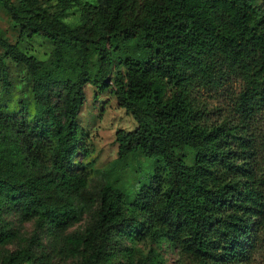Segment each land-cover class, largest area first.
Masks as SVG:
<instances>
[{
    "label": "trees",
    "instance_id": "trees-1",
    "mask_svg": "<svg viewBox=\"0 0 264 264\" xmlns=\"http://www.w3.org/2000/svg\"><path fill=\"white\" fill-rule=\"evenodd\" d=\"M56 1L58 12L42 0H0L21 39L41 37L53 47L41 60L0 34V82L11 85L8 58L32 83V100L9 112L0 105V243L19 236L4 210L36 219L34 234L0 264H58L35 257L40 232H64L85 214V229L66 237L78 264H116L117 236L138 225L179 244L183 264L250 260L264 245V181L234 150L240 140L241 154H251L249 140L225 124L208 126L196 93L235 76L244 85L238 113L248 118L264 105V7L254 0ZM73 6L81 10L76 26L63 18ZM116 56L125 70L115 75L114 95L137 122L116 131L117 161L141 153L147 164L134 186L104 170L100 188L90 190L88 175L73 169L84 87H109ZM136 264L166 262L151 249Z\"/></svg>",
    "mask_w": 264,
    "mask_h": 264
},
{
    "label": "rangeland",
    "instance_id": "rangeland-1",
    "mask_svg": "<svg viewBox=\"0 0 264 264\" xmlns=\"http://www.w3.org/2000/svg\"><path fill=\"white\" fill-rule=\"evenodd\" d=\"M82 1L94 3L96 0ZM254 3L264 7L263 0H254ZM42 6L50 12L61 10L56 0H42ZM63 18L71 26L78 25L81 22L80 6H73L66 10ZM0 34L12 44H18L28 54L41 60L51 59L52 45L41 37L29 40L21 39L18 28L2 6H0ZM0 55H4L1 48ZM118 55L122 56L123 54ZM134 55L137 56V53ZM96 62L97 56L93 54V71H96ZM6 63L11 85L6 88L0 82V105L9 112V110H17L21 101L32 100V83L24 66L8 58H6ZM120 70L124 71L125 68L119 63V58L116 56L107 77L109 87L101 91L91 82L84 87V104L78 118L79 131L83 138L74 158L73 169L83 171L88 175L87 188L90 190L100 188L101 183L104 182V170H109L112 180L120 186H134L138 181L137 170L139 167L144 168V165L147 164L146 158L141 153H136L124 161H117L119 145L116 141V131L118 129L134 130L137 127V122L132 114L118 107L114 95L113 81L116 73ZM230 79L219 87L198 89L196 97L204 115L203 121L208 126L225 124L233 127L237 132L236 135L246 137L249 140L246 145L251 146V154H241V150L238 148L240 140L235 143L234 150L238 153L240 163L245 164V167L253 171L258 179L264 181V105L260 106L251 117L244 118L238 113L236 107L238 95L244 86L243 82L235 76H231ZM156 166L162 167V164L156 162ZM97 208L98 205L92 206L90 212L93 213ZM3 217L19 231V236L5 244L0 243L1 258L18 250L22 245L20 238L31 237L36 227V219L23 221L14 209L4 210ZM87 219L88 215L85 214L79 223L73 224L64 232H50L47 229L41 231L42 245L34 246L35 257L46 254L54 263L78 264L81 258L67 244L66 237L71 233L83 231ZM139 219L143 221L142 218ZM262 237H264V230ZM117 240L120 242V253L115 259L116 264H136L151 249H154L166 264H183L185 262L179 244L170 242L164 236L151 238L143 225L136 226L134 230L127 229L122 235L117 236ZM187 263L192 264L190 261ZM243 264H264V245Z\"/></svg>",
    "mask_w": 264,
    "mask_h": 264
}]
</instances>
